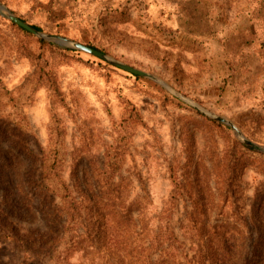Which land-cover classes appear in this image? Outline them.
Masks as SVG:
<instances>
[{"label":"rangeland","instance_id":"374dc122","mask_svg":"<svg viewBox=\"0 0 264 264\" xmlns=\"http://www.w3.org/2000/svg\"><path fill=\"white\" fill-rule=\"evenodd\" d=\"M0 2L44 32L90 42L158 76L264 145V0ZM39 39L0 14V164L8 153L22 151L5 140L9 135L56 157L67 181L75 168L81 177L85 166L104 162L106 153L114 152L123 194L154 215L169 197L170 167L190 158L199 176L209 173L215 187L212 219L235 221L245 237L253 233L250 229L257 231V223L248 218L256 191L264 199V166L246 167L238 198L222 201L215 163L224 157L228 143L224 129L208 123L195 107L153 79L43 39L71 55L55 57ZM25 47L55 70L63 100L46 84L33 89L36 65ZM120 95L138 107L144 123L121 125L125 105ZM27 161L29 166L33 162ZM4 189L2 184L0 264H119L110 244L92 237L72 241L63 224L48 219L49 206L38 204L29 212L20 207L19 198L5 197ZM184 201L175 223L189 210Z\"/></svg>","mask_w":264,"mask_h":264},{"label":"trees","instance_id":"16d2710c","mask_svg":"<svg viewBox=\"0 0 264 264\" xmlns=\"http://www.w3.org/2000/svg\"><path fill=\"white\" fill-rule=\"evenodd\" d=\"M11 22L24 34L35 35L14 21ZM31 25L42 30L38 25ZM38 41L50 46L55 57L71 56L65 49L57 48L43 39ZM81 43L104 51L90 42ZM24 50L36 65L33 89L46 84L54 96L63 100L55 70L41 63L40 56H35L27 47ZM120 97L125 105L121 125L125 122L144 123L138 107L126 96ZM197 113L208 123L228 133L225 158L215 163V170L221 179V200H235L238 198L236 192L240 187L239 179L245 168L250 165L264 166V152L237 140L229 126ZM5 140H10L9 143L16 148L20 146L22 150L3 155L4 159H1L0 190L1 185L5 184V197L11 200L13 197L19 198L20 207L29 212H33L38 204L49 206L48 219L58 225L63 224L64 234L69 230L72 241L80 237H92L106 242L114 249L119 264H264V199L259 191H256L248 218L257 223L258 229H250L253 233L245 237L240 226L234 224L235 221H218L217 217L212 219L215 187L209 173L199 176L197 166L188 163L190 158L181 166L170 167L169 197L160 211L151 215L145 206H135L136 200L123 194L118 179L121 167L114 152H107L104 162L96 160L85 166L81 177L75 168L73 178L67 181L56 157L53 159L44 150L36 152L26 141L19 142L12 135ZM187 152L190 154L191 150L187 149ZM27 159L33 161L30 166ZM56 198L60 204L56 203ZM180 201L189 202L190 207L183 218L175 223L173 218ZM9 202L14 208L13 202ZM58 207L61 211L55 213ZM60 214L64 219L63 216L59 217ZM81 228H84L83 234Z\"/></svg>","mask_w":264,"mask_h":264},{"label":"water","instance_id":"95a60500","mask_svg":"<svg viewBox=\"0 0 264 264\" xmlns=\"http://www.w3.org/2000/svg\"><path fill=\"white\" fill-rule=\"evenodd\" d=\"M0 14L3 15L4 17H6L7 19L11 20V21H14L15 23L24 27L25 29L29 30L30 32H32L33 34L38 36L39 38L45 39L49 42H52L54 45H56L58 47L72 48V49H76V50H80V51L92 54V55L97 56V57L107 61L108 63H111L114 66L119 67L125 71H128L130 73H134V74H138L141 76H145V77H148L150 79L155 80L156 82L160 83L164 88H166L169 92H171L175 96L179 97L180 99L184 100L185 102H187L190 105H192L193 107H195L202 114H204L207 117H210L214 120H217L219 122H222L224 124L229 125L234 130L236 136L248 147H250L254 150L260 151V152H264V145L260 144L258 142H255L252 139H250L249 137H247L242 132V130L232 120L226 118L223 115L217 114L211 110L204 108L199 103H197L195 100L185 96L180 91L174 89L170 84H168L166 81L159 78L158 76H156L150 72H147L145 70L139 69V68H137L133 65H130V64H128L122 60H119V59L109 55L108 53L101 51L99 49H96L90 45L72 40V39L65 37V36H61V35L48 33V32H44L42 30H39V29L35 28L34 26H32L31 24H29L28 22H26L25 20L21 19L19 16H17L15 13H13L5 4H3L1 2H0Z\"/></svg>","mask_w":264,"mask_h":264}]
</instances>
